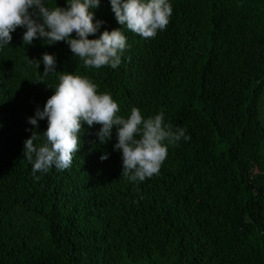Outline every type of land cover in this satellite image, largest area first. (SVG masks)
<instances>
[{"label": "trees", "instance_id": "16d2710c", "mask_svg": "<svg viewBox=\"0 0 264 264\" xmlns=\"http://www.w3.org/2000/svg\"><path fill=\"white\" fill-rule=\"evenodd\" d=\"M169 3V24L149 39L117 22L111 0L90 9L103 23L89 39L115 29L127 38L115 69L86 67L64 41L25 45V28L0 47V264H264V0ZM45 53L57 70L46 77ZM61 72L89 78L118 115L163 113L190 138L168 145L159 174L131 182L116 128L101 144L102 125L85 123L71 167L37 172V181L24 141L48 121L37 128L28 118Z\"/></svg>", "mask_w": 264, "mask_h": 264}, {"label": "clouds", "instance_id": "9594fccd", "mask_svg": "<svg viewBox=\"0 0 264 264\" xmlns=\"http://www.w3.org/2000/svg\"><path fill=\"white\" fill-rule=\"evenodd\" d=\"M111 5L117 22L144 39L154 38L158 30H165L173 12L169 0H111ZM99 6L100 0H67V7L54 8L45 6L43 0H0V47L11 44L17 28H25V45H31L37 38L45 39L48 45L64 41L86 67L115 69L121 63V53L128 47L127 38L122 29H115L89 39L103 23H94V13L90 11ZM74 32L77 38H72ZM29 60L40 68L41 61ZM42 63L43 76L57 72L53 54H43ZM61 73L54 94L42 110L38 107L35 115L28 118L37 128L39 120L48 121L44 133L33 131L24 141V158L33 164L32 174L37 181L40 179L37 172L47 173L52 166L61 171L71 167L73 155L80 149V133L85 123L89 128L102 125L96 133L101 144L112 139L116 128L118 142L114 148L122 152V176L131 182L159 174L168 145L176 146L181 138H190L185 129L165 124L163 113L145 118L140 109L133 107L127 118L118 115L121 111L118 102L108 93L98 94L97 85L89 78ZM41 138L43 141L37 144ZM108 157L105 153L100 159Z\"/></svg>", "mask_w": 264, "mask_h": 264}, {"label": "rangeland", "instance_id": "374dc122", "mask_svg": "<svg viewBox=\"0 0 264 264\" xmlns=\"http://www.w3.org/2000/svg\"><path fill=\"white\" fill-rule=\"evenodd\" d=\"M260 122L262 124V127L264 128V94L260 100ZM261 154L264 157V140L261 147Z\"/></svg>", "mask_w": 264, "mask_h": 264}, {"label": "water", "instance_id": "95a60500", "mask_svg": "<svg viewBox=\"0 0 264 264\" xmlns=\"http://www.w3.org/2000/svg\"><path fill=\"white\" fill-rule=\"evenodd\" d=\"M151 264H159V262L157 260H154L153 258L150 261ZM127 264V263H126Z\"/></svg>", "mask_w": 264, "mask_h": 264}]
</instances>
